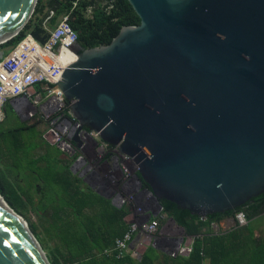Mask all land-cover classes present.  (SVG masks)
<instances>
[{"label": "water", "instance_id": "water-1", "mask_svg": "<svg viewBox=\"0 0 264 264\" xmlns=\"http://www.w3.org/2000/svg\"><path fill=\"white\" fill-rule=\"evenodd\" d=\"M39 1L0 0V46L27 27ZM129 1L141 25L108 46L78 43V58L55 76L79 131L131 159L161 211L167 200L207 218L263 196L264 0ZM60 8L50 0L31 31L41 43ZM2 199L0 264H52Z\"/></svg>", "mask_w": 264, "mask_h": 264}, {"label": "trees", "instance_id": "trees-1", "mask_svg": "<svg viewBox=\"0 0 264 264\" xmlns=\"http://www.w3.org/2000/svg\"><path fill=\"white\" fill-rule=\"evenodd\" d=\"M57 1L61 8L53 24L58 25L61 17L70 15V25L78 34V43L84 50L108 46L125 27L140 26L142 23L129 0ZM49 2L40 0L27 27L16 38L0 46V50L10 52L15 48L42 20ZM8 109L9 104L6 116L10 120ZM70 111L69 107L68 114ZM40 123L15 124L7 130L3 128L4 123H0V157L2 161L10 162L4 167L0 164V195L19 214L20 206L26 199L44 217L47 216V231L61 240L67 252L65 258L68 264H149V255L136 260L131 256L119 259L116 252L108 253L114 249L117 239L124 237L130 229L131 225L126 221L129 208L113 205L110 199L73 174L70 171L71 160L77 156L60 160L58 156H51L49 151L37 156L39 149L47 145L43 134H35L36 126ZM57 153L61 155L60 150ZM8 174L12 179L5 176ZM143 187L149 188V185L143 182ZM160 204L163 207L161 216L173 218L189 236L196 237L191 259L200 264L207 255H211L213 264H216L212 250L225 240L221 237L202 239L200 235L204 228L225 216L244 213L250 222L264 215V195L234 212L213 214L207 218L193 215L167 200H162ZM156 219L162 221L160 216ZM33 230L40 239L38 229L33 227ZM261 248L260 251H263ZM258 255L250 257L249 254L247 258L251 259V264H256L263 261ZM52 264L59 262L52 260Z\"/></svg>", "mask_w": 264, "mask_h": 264}, {"label": "built area", "instance_id": "built-area-1", "mask_svg": "<svg viewBox=\"0 0 264 264\" xmlns=\"http://www.w3.org/2000/svg\"><path fill=\"white\" fill-rule=\"evenodd\" d=\"M50 34V39L43 44L30 32L7 57H0V123L3 124L7 120L6 107L9 103L19 98L30 99L33 96L32 91L43 89L42 92L46 94V97L40 95L36 102L39 105L41 103V109L47 118L57 124L53 132L60 134V137L63 136L71 143L77 133L71 125L77 120L74 118L71 121L68 118L67 115L72 116L71 111L69 114L66 113L69 110V104L55 77L67 67L70 57L73 58L72 54L77 57L73 48L78 44V34L70 25V15L64 16L61 22L50 30ZM94 134L97 139H100L99 134ZM126 160L134 164L128 157ZM127 172L126 170L124 174ZM125 178L127 176L121 183L122 190H110L109 195L112 202L120 206L133 204L135 219L130 222L129 231L124 237L117 239L114 249L108 253L116 252L119 259L131 254L137 260L140 255L132 250L135 237L138 234H156L159 230V221L156 218L162 217V211L156 202L147 200L149 198L145 199L146 195L152 196L146 189L145 195L139 197L135 188H132ZM129 187L130 190H128ZM235 219L240 228L248 227L249 222L244 213L237 214ZM184 251L192 252L193 248H185Z\"/></svg>", "mask_w": 264, "mask_h": 264}, {"label": "crops", "instance_id": "crops-1", "mask_svg": "<svg viewBox=\"0 0 264 264\" xmlns=\"http://www.w3.org/2000/svg\"><path fill=\"white\" fill-rule=\"evenodd\" d=\"M98 140L90 135L82 138L84 147L81 157L85 158L89 164H96L101 159V155H103L104 149H97L100 143H98ZM113 156L114 161L110 165L106 163L97 168L98 173L95 171L96 175L100 177V181L103 183L109 182L108 185L111 188L116 185L115 182L119 183L125 177L122 168L117 162V158H115V153ZM91 166L90 168L93 169ZM84 183L86 184V182ZM98 192L104 196L102 191L98 190ZM106 198L111 200L108 195ZM133 217L134 210L130 208L126 221L130 223ZM161 219L162 221L159 222V230L156 234H138L135 237L132 243V250L140 255L137 260L149 255L151 258L149 264H200L197 260L191 259L193 251H184L185 248L191 247L194 250L196 237L189 236L186 230L177 225L174 219L166 216H162ZM200 237L202 239L212 237L225 239L212 250V255L216 258V264H251V259L247 258L249 254L250 257L254 254H259L258 257L263 259V261L260 260L256 264H264V215L250 221L246 228H240L237 225L235 216H225L213 222L209 227L204 228V232ZM260 248L263 251H260ZM128 256L133 258L131 254ZM202 264H213L212 256H205Z\"/></svg>", "mask_w": 264, "mask_h": 264}, {"label": "rangeland", "instance_id": "rangeland-1", "mask_svg": "<svg viewBox=\"0 0 264 264\" xmlns=\"http://www.w3.org/2000/svg\"><path fill=\"white\" fill-rule=\"evenodd\" d=\"M48 11V9H47ZM46 11V12H47ZM46 14V13H45ZM44 17V16H43ZM42 17V18H43ZM62 17L59 20V23L61 22ZM58 23V24H59ZM11 52V51H10ZM8 50H0V57H7L10 53ZM44 87V86H43ZM42 89V88H41ZM43 91V89H42ZM42 91H40V89H37L36 91H32L31 94L33 95L30 99H26V98H19L16 99L14 101H12L11 103H9V109H8V113H9V119L10 120H6V122L3 125V128L5 130L9 129L12 127V125L15 126V124H19L23 125V124H28V125H34L37 124L38 122L41 121L40 124H38L36 126V131L35 134H43L44 135V139L47 142V145H45V147H43L42 149H39V151L37 152V156L45 153V152H50L51 156H58V158H60V160H68V158H73V156H71L70 151H72L71 143L68 142L67 140H65V138H63V136L60 137V134L58 133H54V127H57V124H54L53 120H49V118H47V115L42 111L41 109V103L40 105L36 102V100L38 99V97L41 95L44 98L46 97V94L43 93ZM68 114V111L66 112ZM56 120V118H55ZM79 123H78V129L79 127ZM80 135V139L82 140V138H84L86 135H90L95 137V134L93 132H87L86 129L81 130L78 132ZM86 134V135H85ZM83 142V141H82ZM100 142V139L98 140V143ZM84 143V142H83ZM74 148V147H73ZM101 148V146L99 147ZM98 149V147H97ZM60 150L61 151V155H58L57 151ZM115 153V158H117V162L119 163L120 167L122 168L123 172H125L126 170L128 171L125 176H127L126 181L132 185V188H135V191L139 194V197H142L145 195V189L143 187V183L140 184V182L137 180L136 178V174H137V167L135 164H131L130 162H128L127 156L124 155H120L117 151H113ZM80 152L76 151V155L75 156H79ZM114 155V154H113ZM74 160V158H73ZM111 161V160H109ZM114 161V159L112 160ZM72 162V160H71ZM83 161L80 160L78 161V164H81ZM7 163H10L9 161H2L1 157H0V164L2 165V167H4V165H7ZM98 162H96V164H92V168L88 167V171L86 173V175L80 176L83 179H86V183H90L89 185L95 187L96 191H102V193H105L106 195H109L110 190H122L121 187V183L122 180L117 183L115 182L116 185H113L112 188L109 187V182L107 183H103L100 181V177L98 175H96V173H98L97 171V166ZM89 166V165H88ZM86 168V166L84 167ZM90 169V170H89ZM3 170V168H2ZM96 171V173H95ZM80 175V174H78ZM6 177H8L9 179L11 178V175H5ZM20 179V176H19ZM104 184L108 185L106 187H104ZM123 186V185H122ZM128 190H130V187L128 188ZM117 192V191H116ZM120 192V191H119ZM141 194V195H140ZM148 194V193H146ZM123 196V195H122ZM149 198V199H147ZM145 199L147 200H153L152 196H145ZM113 203V202H112ZM113 205L117 206V207H122L118 204L113 203ZM123 206H125L123 204ZM126 207V206H125ZM129 209L133 208V204H130L129 206H127ZM21 209V216L26 219V221L28 222L29 226L31 227V230L34 233L33 227L37 228L40 234V239L39 240L40 244L42 245L44 251L46 252L49 260L52 263V260H56L59 262V264H68L66 263V250L61 242V240L56 237L55 235H52L50 233H48L47 231V227L49 226V224H47V216L44 217L43 214H41L36 207H34L32 204L28 203L26 199H24V201L22 202V205L20 206ZM135 219V216L133 217L132 220ZM35 234V233H34ZM36 235V234H35Z\"/></svg>", "mask_w": 264, "mask_h": 264}, {"label": "flooded vegetation", "instance_id": "flooded-vegetation-1", "mask_svg": "<svg viewBox=\"0 0 264 264\" xmlns=\"http://www.w3.org/2000/svg\"><path fill=\"white\" fill-rule=\"evenodd\" d=\"M54 25V24H53ZM54 26H56V25H54ZM68 104H69V107H70V110H71V107H72V103L71 102H68ZM68 116V118H70L71 119V121H73V119L75 118V117H73V116H69V115H67ZM75 120H77L76 118H75ZM79 122H78V120H77V122H74L72 125H71V127H72V129H74V131H77V133H76V136L75 137H73L72 138V141H71V144L70 145H72L71 146V149H72V151H70V153H71V156H75L76 155V151H78V152H80V155L79 156H77V158L76 159H74V160H72V163H71V165H70V171L73 173V174H75V175H78V174H80V175H78V177L79 178H81L80 176H83V175H86V173H87V171H88V167H90L92 164H89L88 162H87V160L85 159V158H82L81 157V153H82V149H83V147H84V143L82 142V140L80 139L79 140V142L78 141H76V137L79 135V129H78V125H76V124H78ZM88 130V129H87ZM79 143L81 144V146H79ZM101 146V148H103L104 149V152H103V155H101V159L98 161V164H97V166L98 167H100V166H103L104 164H108V165H110V163H112V160H113V158H114V156H113V154H114V150L115 151H117L118 152V148L117 147H113L112 145H109V144H107V143H105V142H103L101 139H100V143H99V145L97 146L98 148ZM74 147V148H73ZM110 147H112V148H110ZM80 160H82L83 162L81 163V164H78V161H80ZM109 160H111V161H109ZM89 165V166H88ZM86 166V168H84ZM90 170V169H89ZM138 172V171H137ZM83 179V178H82ZM83 182H86V179H83ZM87 184V183H86ZM90 184V183H89ZM89 184H87V185H89ZM90 187H91V185H89ZM107 185L106 184H104V187H106ZM93 190H95L96 188H93V187H91ZM97 193H99L98 191H96ZM99 194H101V193H99ZM104 194V196H107L105 193H103ZM102 195V194H101ZM103 196V195H102Z\"/></svg>", "mask_w": 264, "mask_h": 264}, {"label": "bare ground", "instance_id": "bare-ground-1", "mask_svg": "<svg viewBox=\"0 0 264 264\" xmlns=\"http://www.w3.org/2000/svg\"><path fill=\"white\" fill-rule=\"evenodd\" d=\"M73 55V59H75V58H78V57H76L74 54H72ZM0 198L2 199V197L0 196ZM2 201L4 202V204H6L7 206H8V208L16 215V216H18L19 218L21 217L20 215H19V213L18 212H16L8 203H7V201L6 200H3L2 199ZM23 218V217H22ZM22 218H20V219H22ZM24 219V218H23ZM22 219V220H23ZM24 221H26V219H24ZM26 223H28L27 221H26ZM30 227V226H29ZM31 228V227H30Z\"/></svg>", "mask_w": 264, "mask_h": 264}]
</instances>
